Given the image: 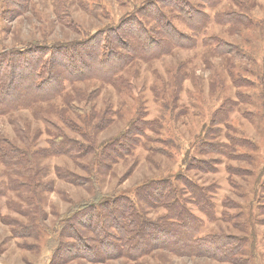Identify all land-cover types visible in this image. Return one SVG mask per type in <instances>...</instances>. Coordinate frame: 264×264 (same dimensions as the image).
Masks as SVG:
<instances>
[{"label": "rangeland", "instance_id": "rangeland-1", "mask_svg": "<svg viewBox=\"0 0 264 264\" xmlns=\"http://www.w3.org/2000/svg\"><path fill=\"white\" fill-rule=\"evenodd\" d=\"M143 1L0 0V59L15 50L21 52V62L27 53L35 61L34 52L23 53L31 45L80 43L87 35L121 25L127 30H119L121 37L133 28L135 44L147 47L123 60L111 55L112 67L104 74L90 70L102 61L94 55L95 48L88 53L84 44H78L80 49L63 52L61 61L69 70L57 67V80L49 86L52 93L61 94L20 108L11 106L27 98L23 95L27 68L17 71L15 83L12 71L0 68V141H12L33 154L47 150L52 139L47 131L51 127L41 119L46 112L45 118L59 128L66 118L74 130L93 135L97 144L140 118L150 124H143L142 143L156 153L141 146L136 159L131 156L114 165L102 177V194L130 192L151 179L168 176L189 181L195 185L193 191L203 189L204 198H196L190 186L179 182L184 205L205 223L202 232L208 240L198 244L203 247L200 250L178 256L157 249L138 261L119 257L60 264H264V0H186L193 11L183 0H174L165 7L172 10L167 17L171 24L159 34L150 24H140ZM221 17L225 22H219ZM180 31L187 35L184 41L176 39ZM73 60L76 64L71 68ZM71 70L80 74L69 75ZM105 112L109 125L94 130ZM82 133L71 135L82 141ZM73 157L50 153L37 157L31 162L37 170L22 176L0 152V215L30 223L23 215L20 193V187H29L38 203L35 218H44L46 230L40 239L15 237L12 226L0 218V264L60 260L54 224L81 203L98 197L96 186H78L57 176V167L86 174L80 165H86L87 159ZM199 200L205 212L198 208ZM150 211V217L166 213L163 208ZM220 235L237 241L229 245L216 239ZM232 256L236 259L230 261Z\"/></svg>", "mask_w": 264, "mask_h": 264}, {"label": "trees", "instance_id": "trees-1", "mask_svg": "<svg viewBox=\"0 0 264 264\" xmlns=\"http://www.w3.org/2000/svg\"><path fill=\"white\" fill-rule=\"evenodd\" d=\"M173 2L174 0H144L142 9L145 8V10L140 11L142 17H139L141 20L139 23L150 24L151 30L157 34L162 28L166 33L169 24H171L167 17H171L170 12L172 10H166L165 7H169ZM183 2H186L185 5L193 11L192 4L186 0ZM146 3L153 5L149 7V4ZM190 9L189 11L182 10L187 11L190 15L193 13ZM220 20V23L225 22V17H221ZM139 23V27H142ZM122 27V25L111 27L92 37L87 35V39L80 43L71 41L68 44L58 43L55 46L31 45L23 53L29 50L31 53L34 52V55L37 56L35 61L29 58L27 53V58L21 62L22 54L15 50L11 51L10 55H2L0 68L7 67L12 71L13 83L16 82L17 71L22 73L24 72L22 68H27L25 71L27 75L24 76L27 86L26 92L23 93L27 98L21 103L11 106V108H20V106L33 104V102L50 100L57 94H61L58 90H54L58 93H52V87L49 89V86H52L57 80V76L55 77L57 67H63L62 71L69 70L65 68V61L64 64L61 61L63 52L80 49L78 44H84V49H87L88 53H90L91 47H94L97 51L94 55L102 57V61H97V58L93 61H97V63L95 67H90L92 73H109L112 67L111 55L123 60L130 54L135 53L137 56L146 51L145 43L142 45H140L141 43L135 44L136 38L132 34L133 28H131V33L126 32L125 38L121 37L118 32L125 29ZM143 31H147V29ZM142 36L143 33L140 36L141 40ZM186 38L187 35L181 31L176 33V39L184 41ZM6 57L9 60H6ZM71 64L72 68L76 64L75 60ZM62 71L57 72V74H61ZM68 74L78 76L77 74L80 72L73 74V70H71ZM237 82L240 83L239 80ZM241 85L244 86L245 84ZM57 87L56 85L55 88ZM76 109L80 110L79 108ZM47 114L46 112L45 115L41 116V119L48 123V127H51L47 130L52 139L49 141L48 149L33 154L29 150H23L12 141H0V152L3 160H6L22 176H31L38 168L37 165L31 164L32 160L37 157H44L48 153L56 156L66 155L74 156L73 158H85L87 159L86 165H79L86 174L57 167V176L78 186L91 189L96 186L98 191L97 198L81 203L54 224L52 231L57 237L56 253L60 260H53L52 264L66 263L76 259L104 262L119 257L138 261L157 249L181 256L203 248L198 244L207 243L208 234L203 235L202 232L205 223L184 205L185 202L181 198L183 190L179 186V182L183 186H190L191 192L196 195V198H204V193H202L203 189L193 191L195 185L190 184L189 181H183L181 177L174 179L173 176H168L162 180L151 179L130 192L118 190L115 194L104 195L99 190V185H102V177L108 174L114 165L122 160L126 161L131 156L137 158L135 155L137 148L144 146L149 153H156L148 143H142V136H146V129L143 124L150 125L148 121L135 118L125 129L97 144L93 135L87 136L74 130L66 118L63 117L65 119H62L63 126L59 128L54 120L45 118ZM99 119V123L93 126L94 130H103L109 125L107 112L100 114ZM71 133H82L83 136L81 135V137L84 140H79L81 138L73 136ZM161 150L163 151V149ZM13 186L19 189L17 188L19 187L18 183L14 185L13 182ZM40 187L44 189L43 184ZM20 188L21 192L18 191L23 198V215L31 219L30 223L24 224L2 215L0 218L4 224L12 226V234L15 237L40 239L41 233L46 231L44 218L41 220L35 218L33 209L37 208L38 203L35 202L33 193L28 190L29 187ZM197 203L198 208L205 212L202 207L204 202L199 200ZM18 208V205L14 206V209ZM160 208L166 210L164 215L150 217V209L156 211ZM172 237H176V241L171 242L169 238ZM216 239H224L229 245L237 241L226 235L217 236ZM233 259L236 257L232 256L230 261Z\"/></svg>", "mask_w": 264, "mask_h": 264}]
</instances>
